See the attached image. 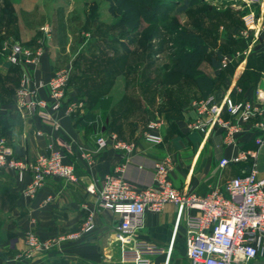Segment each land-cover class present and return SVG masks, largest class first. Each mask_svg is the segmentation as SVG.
Instances as JSON below:
<instances>
[{"label":"crops","instance_id":"crops-1","mask_svg":"<svg viewBox=\"0 0 264 264\" xmlns=\"http://www.w3.org/2000/svg\"><path fill=\"white\" fill-rule=\"evenodd\" d=\"M10 1L6 0L4 5L10 11L13 9L16 15L17 10ZM22 9L27 14L32 11ZM183 13L187 15V22L182 24L202 34L209 51L221 49V57L230 59L229 68L228 65L220 66L217 74L208 58L199 64L198 68L214 80L209 91H205L193 77L184 76L177 82L162 84V73L155 77L151 72H137L139 63L135 60L138 53L148 56L152 50L150 40H143L140 30L128 32L126 26L118 25L113 29L124 32L121 40L97 41L101 44L96 46L88 42L85 45L87 52H77L73 58L69 51L68 28L63 23L53 22L50 39L44 44L43 55L33 75L37 80L47 81L54 71L69 67L66 65L69 61L74 72L71 71L73 82L72 86L68 84L66 96L80 101L81 106L71 113L66 112L64 101L57 115L60 127L55 131L49 122L23 118L17 105L0 89V139L18 158L28 162L43 152L50 142L55 147H59L57 139L69 143L72 148L66 154L73 163L76 178L67 181L48 177L35 195L29 196L25 189L30 173H25L19 180L13 171L0 172V264H134L131 250L128 247L123 250L116 240V215L102 208L97 198L104 176L113 173L120 164H125L121 172L123 179L139 189L153 183L154 162L167 155L174 161L169 174L173 186L179 190L204 193L250 166L239 162L220 167L222 157L249 150L255 153L251 159L254 169L264 177V144L258 146L255 143L262 132L253 130L251 124L243 126L235 146L223 142L219 129L211 135L188 129L193 118V101L208 95L217 100L228 94L235 101H256L264 116V101H259L256 93L264 86V45L255 42L249 46V40L238 34L249 21L260 19L264 22V4L245 5L242 0H200ZM47 14L38 13L40 20L35 26L27 21L21 24L17 19L14 31L27 42L41 37L40 24L47 20ZM110 34L108 30V37H104L106 33L102 37L110 40ZM99 45L100 52L96 49ZM236 52L240 55L236 56ZM8 70L0 62V71L5 73ZM81 79L87 81L84 88L79 85ZM40 95L46 97L47 89H41ZM159 95H162L160 101ZM143 97L150 100L146 106ZM139 111H146L150 118L160 113L175 124L162 123L152 130L160 136V141L148 140L140 130L137 131L142 128L137 121ZM91 112H100V121H92ZM258 118H253L251 123ZM167 127H173L177 132L172 134ZM125 129L129 130L125 132ZM110 133L133 143L134 151L126 154L111 145L98 150L97 136ZM260 155L263 164L258 168ZM91 185L94 192L88 190ZM89 217L92 228L81 232ZM29 232L43 240H57L72 232L80 234L54 245L48 253L17 258L26 250L24 238ZM135 237L163 249L151 256L150 264H190L186 256L184 215L178 213L172 203L165 204L159 212L146 211L145 224Z\"/></svg>","mask_w":264,"mask_h":264},{"label":"built area","instance_id":"built-area-1","mask_svg":"<svg viewBox=\"0 0 264 264\" xmlns=\"http://www.w3.org/2000/svg\"><path fill=\"white\" fill-rule=\"evenodd\" d=\"M242 2L245 5L258 2L264 4V0ZM238 34L249 40V46L255 42L264 45V22L260 19L249 21L248 26L240 29ZM43 52L41 44L23 45L11 38L0 39V59L19 68L14 103L19 108L20 115L26 119L49 122L53 130L58 131L60 125L57 115L63 102L66 101L63 108L70 113L81 106V102L66 96L69 68L54 71L44 82L35 79L33 70ZM235 55L239 56L240 52ZM229 63V58H220L222 68ZM43 88L47 89L46 97L40 95ZM256 93L258 100L264 101V86L258 88ZM192 111L189 130L211 135L219 129L223 142L235 146L243 126L251 124L253 130L262 132V136L257 137L255 143L258 146L264 144V116L256 101H235L228 94L217 100L213 95H208L193 101ZM256 116L259 118L251 123ZM160 125L161 121L158 119L151 121L149 131L144 137L151 141H160V136L152 132ZM56 144L60 148L50 142L43 152L28 162L18 158L4 140L0 139V172L13 171L19 180L25 173H30V181L25 189L29 196H34L48 177L75 181L73 163L66 154L71 150V145L60 139H57ZM96 144L98 150L111 145L126 154L132 153L135 148L133 143L114 133L98 135ZM254 156L253 151L239 150L229 157H222L219 161L220 167L239 162L250 166L241 174L227 179L221 186H213L204 193L183 191L174 187L169 176L170 165L164 159L154 162L153 183L139 189L123 179L121 172L125 164H120L113 173L104 176L98 192V202L102 208L116 215V240L123 250L125 247L131 250L134 264H150L151 256L163 250L153 243L136 239L135 234L145 224L146 211L159 212L167 203L174 204L178 213L184 215L186 256L190 264H246L251 258L264 256V177L259 176L252 165L251 159ZM88 190L94 192L92 185ZM90 228L92 222L89 217L81 232ZM79 234L80 232H72L57 240H43L29 232L24 238L26 250L16 257L29 258L48 253L54 245L77 238Z\"/></svg>","mask_w":264,"mask_h":264},{"label":"rangeland","instance_id":"rangeland-1","mask_svg":"<svg viewBox=\"0 0 264 264\" xmlns=\"http://www.w3.org/2000/svg\"><path fill=\"white\" fill-rule=\"evenodd\" d=\"M119 0H11L10 3L14 5L15 10H17V16L14 14L13 9L12 11L6 9V6L4 5V2L6 0L1 1L0 0V39H7L11 38L13 40L20 41L23 45H36L41 44L44 48V44L50 39V31H51V23L59 24L63 23L66 25V27L69 30L70 33V55L73 58L77 52H87L86 44L94 43V46H96L98 43L97 41H105V42H111L112 41H119L121 40V36L124 33H121L119 31H114L113 28L116 29V27L119 24V17L120 12L118 10H110V5L112 3H117L118 6ZM123 1V0H121ZM170 2L172 0H169ZM220 1V0H218ZM123 3V2H122ZM24 8L31 9V13L27 14V12H23ZM134 7V6H133ZM136 9V7H134ZM21 13V14H19ZM26 13L27 15H24ZM38 13H45L47 14L46 21H42L40 32L42 33L41 37L39 38H31L30 42H27L25 40L21 39L18 34L14 31L15 23L18 21L23 23H33L34 26L37 25L38 20H40ZM10 14V17H9ZM131 17L132 16V13ZM185 13H177L174 17V22L176 24H172L173 26H183L184 23L187 22V18L185 16ZM45 16H42L44 19ZM53 20V21H51ZM27 21V22H25ZM183 23V24H182ZM136 25L139 27L136 29V31H141V35L143 39H147L145 35V31L147 33V30H154V35L150 39L151 43V52L148 56H146L144 53H138L139 57L136 58L135 61H138L139 65L136 67L137 72H151L152 76L159 77L162 73V77H165L166 83H174L177 82L176 77L173 76L172 73V67L171 61H172V55L177 53L178 48L175 44L176 36L177 35H171V27H169L168 23L163 21H159L157 25L149 26L144 20L142 19L140 22H138ZM13 28V30L11 29ZM151 27V28H150ZM108 30L111 31L112 34H110L109 37H112L110 40L104 37L107 36ZM28 32V30L26 29ZM31 31V30H30ZM25 31H22L23 34L28 35V33ZM32 34V32H30ZM48 33V34H47ZM139 35V33H138ZM29 36V35H28ZM25 36V37H28ZM31 37V35L29 36ZM135 39V36H133ZM133 37L129 38L130 40L133 39ZM20 38V39H19ZM137 38V37H136ZM28 39V38H27ZM33 39V40H32ZM129 41V40H128ZM154 42V43H153ZM30 43V44H28ZM88 43V44H89ZM130 43V42H127ZM101 44V43H99ZM97 50H101V45L96 47ZM100 56V53L97 55ZM71 62V61H70ZM71 71H73V64L68 63L66 64ZM72 68V70H71ZM166 73V74H165ZM165 75V76H163ZM15 76L16 72L12 70H8L7 72L3 73L0 71V89L3 90L4 93L8 95L9 98L12 99V102H14V92L17 86H15ZM71 76H69L70 78ZM69 80V79H68ZM72 79L70 78L69 83L72 86ZM79 85L81 88L85 87V81L84 79L78 80ZM67 84V86H68ZM159 101L162 99V95H159ZM144 105L149 104L148 97H143L142 99ZM153 114V113H152ZM155 115V114H154ZM92 118V121H100L102 118L100 112H91L90 115ZM166 117H162L159 113L158 116H150L148 117V113L146 111H139L137 115V121L139 122L141 129H137V131L140 130V133L142 136H145V134L149 131V123L151 121H154L158 119L162 123H165L167 120ZM171 120V119H170ZM97 123V122H96ZM168 125L175 124L174 121H170L167 123ZM129 129H125V132H127ZM167 130L171 132L172 134H175L177 132V129L173 127H167ZM174 132V133H173ZM169 133V134H171ZM196 133H198L196 131ZM111 134V133H110ZM116 134V133H114ZM178 134H181L179 132ZM170 136V135H168ZM122 139V138H121ZM162 159L166 160L170 165V171L174 164V161L169 156H164ZM263 164L261 155L258 160V168L260 165ZM187 191L188 189H184ZM183 190V191H184Z\"/></svg>","mask_w":264,"mask_h":264},{"label":"trees","instance_id":"trees-1","mask_svg":"<svg viewBox=\"0 0 264 264\" xmlns=\"http://www.w3.org/2000/svg\"><path fill=\"white\" fill-rule=\"evenodd\" d=\"M200 0H119L117 3L110 5V10H118L120 13L119 24L127 27V31H134L139 26L136 25L142 19L149 26L157 25L159 21L163 23L167 22L171 27V35L175 34L178 51L172 55L171 66L172 73L176 80L181 79L184 76L193 77L205 91H209L214 80L205 75L198 67L204 58H208L210 65L213 67L217 74L220 69V57L222 54L221 49L215 51H209L208 45L205 42L202 34L190 30L185 26H173L175 14L183 13L189 10L190 7L198 3ZM123 2V3H122ZM136 7V9L134 7ZM132 16L131 17V14ZM172 23V24H171ZM151 28V27H150ZM154 30L145 31L147 39L150 40L154 35ZM207 34H210L207 32ZM30 44V43H28ZM0 62L8 67L9 70L16 72L15 86L18 85L19 75L18 66L10 63H5L0 59ZM230 65L227 66L229 68ZM166 74V73H165ZM165 76V75H163ZM70 80V78H69ZM68 80V83H69ZM166 80L163 77L162 84H165Z\"/></svg>","mask_w":264,"mask_h":264},{"label":"water","instance_id":"water-1","mask_svg":"<svg viewBox=\"0 0 264 264\" xmlns=\"http://www.w3.org/2000/svg\"><path fill=\"white\" fill-rule=\"evenodd\" d=\"M246 264H264V256H257L255 258H251L247 261Z\"/></svg>","mask_w":264,"mask_h":264}]
</instances>
